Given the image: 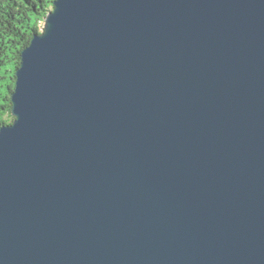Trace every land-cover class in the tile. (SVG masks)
I'll return each instance as SVG.
<instances>
[{
  "label": "water",
  "instance_id": "95a60500",
  "mask_svg": "<svg viewBox=\"0 0 264 264\" xmlns=\"http://www.w3.org/2000/svg\"><path fill=\"white\" fill-rule=\"evenodd\" d=\"M0 127V264H264V0H55Z\"/></svg>",
  "mask_w": 264,
  "mask_h": 264
},
{
  "label": "trees",
  "instance_id": "16d2710c",
  "mask_svg": "<svg viewBox=\"0 0 264 264\" xmlns=\"http://www.w3.org/2000/svg\"><path fill=\"white\" fill-rule=\"evenodd\" d=\"M55 0H0V127L12 122L11 92L21 50L35 32L43 30L45 16Z\"/></svg>",
  "mask_w": 264,
  "mask_h": 264
}]
</instances>
